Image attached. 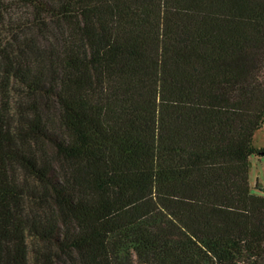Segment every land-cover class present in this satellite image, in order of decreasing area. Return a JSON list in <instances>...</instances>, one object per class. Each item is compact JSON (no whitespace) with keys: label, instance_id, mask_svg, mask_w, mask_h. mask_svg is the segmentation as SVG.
<instances>
[{"label":"trees","instance_id":"1","mask_svg":"<svg viewBox=\"0 0 264 264\" xmlns=\"http://www.w3.org/2000/svg\"><path fill=\"white\" fill-rule=\"evenodd\" d=\"M18 1L0 264H264V0Z\"/></svg>","mask_w":264,"mask_h":264},{"label":"rangeland","instance_id":"2","mask_svg":"<svg viewBox=\"0 0 264 264\" xmlns=\"http://www.w3.org/2000/svg\"><path fill=\"white\" fill-rule=\"evenodd\" d=\"M28 14L25 3L18 0H0V44L6 43L10 34L29 20ZM253 145L264 149V124L255 132ZM249 184L252 192L264 196V154L250 158Z\"/></svg>","mask_w":264,"mask_h":264}]
</instances>
